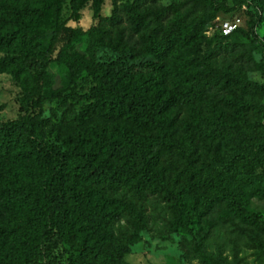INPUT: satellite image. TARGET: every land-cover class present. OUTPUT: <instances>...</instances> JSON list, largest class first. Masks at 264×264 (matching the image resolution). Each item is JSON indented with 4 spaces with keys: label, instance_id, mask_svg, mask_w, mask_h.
I'll list each match as a JSON object with an SVG mask.
<instances>
[{
    "label": "trees",
    "instance_id": "obj_1",
    "mask_svg": "<svg viewBox=\"0 0 264 264\" xmlns=\"http://www.w3.org/2000/svg\"><path fill=\"white\" fill-rule=\"evenodd\" d=\"M68 1L76 16L90 2L0 0V76L11 75L22 91L20 117L0 122V264H34L33 258L41 254L39 248L26 243L17 222L25 213V225L41 232L43 199L50 191L67 198L69 212L95 241L93 245L84 242L79 262L74 264H122L130 252V239L124 245L115 244L112 251L104 249L105 229L114 214L93 203V187H129L137 201L150 195L164 196L175 202L180 212L191 197L225 203L235 229L253 238L264 257V224L249 209L250 199L257 195L258 177L239 171L241 162L256 166L257 155L264 153V133L255 137L258 149L254 154L251 143L240 149L237 126H228L221 118L208 121L197 117L199 137L234 136L232 154L224 163H215L213 173L204 175L194 169L193 151L185 147L180 128L182 112H197L215 91L227 96L224 110L234 114L252 106L249 97H264V85L247 76L264 69L253 56L257 44L264 48V41L255 33L257 20L252 18L247 29L242 26L227 37L218 30L213 40L229 61L223 69L210 70L204 67L203 31L222 10H234L224 0H186L170 8L160 5V0H127L120 6L112 0V15L104 19L119 29L114 37L100 25L87 31L63 28L60 21ZM105 1L92 0L95 19ZM198 12L203 17L186 25L187 18ZM64 30L67 41L53 60L51 49ZM237 34L250 42L232 40ZM83 40L87 46L80 51L76 44ZM100 47L137 57L152 56L155 62L127 68L118 62H101L96 54ZM53 62L66 73L60 87L49 72ZM144 71L152 73L145 75ZM84 74L93 82V102L71 120L53 122L44 117L45 103L60 100ZM167 84L173 85L175 93L165 89ZM260 112L264 116V108ZM49 135L56 142L50 141ZM57 143L67 149L62 159ZM177 154L184 159L180 163L183 170L175 161L166 168L161 166L164 157ZM174 173L185 181L179 191L170 183ZM128 208L142 224L136 204L129 203ZM57 233L61 241L71 239L72 223L62 221ZM201 258L205 264H228L222 257Z\"/></svg>",
    "mask_w": 264,
    "mask_h": 264
},
{
    "label": "rangeland",
    "instance_id": "obj_2",
    "mask_svg": "<svg viewBox=\"0 0 264 264\" xmlns=\"http://www.w3.org/2000/svg\"><path fill=\"white\" fill-rule=\"evenodd\" d=\"M127 0H117L118 6ZM186 0H160L159 4L172 7L176 3ZM228 8H234L231 13L222 10L218 13L215 21L209 22L203 31L205 37L203 52L207 56L205 68L210 70L223 69L227 66L229 58L219 52L220 46L216 45L213 37L218 33V25L221 21L240 17L243 28L247 29L248 22L254 18L257 20L255 33L260 41H264V0H224ZM114 6L112 0H106L101 6L100 17L95 19L92 10V0L84 6L78 16L74 15L70 2L64 6L61 16L63 28H79L89 30L94 25H100L111 36H116L119 29L111 26L104 18L112 15ZM181 14L184 11L180 12ZM202 16L198 12L187 18L186 25L196 23ZM167 25V22H165ZM124 26V24H123ZM68 33L64 30L56 38L50 52L53 60L67 41ZM232 40L249 43L250 40L241 34L234 35ZM85 40L76 44V48L85 51ZM215 51L216 54L210 52ZM97 58L101 62H118L121 67L127 68L132 64L142 65L155 62L152 56L137 57L135 54L117 53L108 47L97 49ZM256 62L264 64V48L257 44L253 52ZM49 72L55 75L56 87L63 85L65 71L53 62L49 66ZM145 72L149 75L152 72ZM248 79L253 83L264 85V69L248 73ZM93 82L84 74L77 83L70 87L60 100L45 103L43 116L53 122L63 119L71 120L93 102L91 89ZM168 92L175 93L172 84L164 86ZM21 88L13 81L9 74L0 76V122H9L20 117ZM227 96L215 91L211 101L197 107V112L187 109L181 114L182 140L186 148L193 151L192 161L194 169L204 175L213 173L215 163L222 164L225 158L232 154L231 144L233 134L208 136L201 138L197 132V117H203L208 121L221 118L228 126H237L240 135V149L247 143H251L254 154H257L256 136L259 132L264 133V116L260 109L264 108V97H249L250 108L242 107L237 114L228 113L224 110ZM184 114V115H183ZM112 131H106V134ZM49 140L56 142L53 135ZM60 147L61 156L67 152L65 146L57 143ZM256 166H244L241 162V173L251 172L258 177L256 184L257 195L250 199L249 209L259 215L264 224V153L257 155ZM180 155L164 157L161 166L166 168L170 161L179 163L183 170ZM170 183L173 189L179 191L185 181L179 173L170 174ZM43 199L44 228L36 233L27 227L24 222L25 213L18 222V230L26 243L34 249L40 250L41 254L33 259L34 264H74L79 262L84 242L94 244L93 238L86 231L85 226L77 221L75 215L69 212V203L63 195L57 196L50 191ZM93 203L103 206L106 212L114 214L113 220L105 229L103 247L112 251L115 244H126L130 239V252L124 257L122 264H205L203 255L224 258L228 264H264V257L260 255L257 243L248 235L241 234L235 229L234 219L225 203L209 202L208 198H189L184 205L183 212L179 211L178 205L167 197L150 195L144 201H137L132 196L129 187L104 188L93 187L91 192ZM129 203L137 206L138 213L143 219L139 224L135 215L128 208ZM62 221L72 223L74 235L67 241H61L57 233ZM237 223V222H236Z\"/></svg>",
    "mask_w": 264,
    "mask_h": 264
},
{
    "label": "built area",
    "instance_id": "obj_3",
    "mask_svg": "<svg viewBox=\"0 0 264 264\" xmlns=\"http://www.w3.org/2000/svg\"><path fill=\"white\" fill-rule=\"evenodd\" d=\"M243 26V21L240 17H235L230 20L221 21L218 25V29L221 31L222 35L230 36L236 30Z\"/></svg>",
    "mask_w": 264,
    "mask_h": 264
}]
</instances>
